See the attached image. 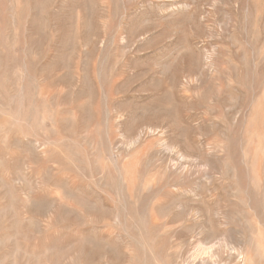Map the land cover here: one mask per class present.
Wrapping results in <instances>:
<instances>
[{
  "label": "rangeland",
  "instance_id": "obj_1",
  "mask_svg": "<svg viewBox=\"0 0 264 264\" xmlns=\"http://www.w3.org/2000/svg\"><path fill=\"white\" fill-rule=\"evenodd\" d=\"M240 252L264 264V0H0V264Z\"/></svg>",
  "mask_w": 264,
  "mask_h": 264
},
{
  "label": "bare ground",
  "instance_id": "obj_2",
  "mask_svg": "<svg viewBox=\"0 0 264 264\" xmlns=\"http://www.w3.org/2000/svg\"><path fill=\"white\" fill-rule=\"evenodd\" d=\"M149 131V130H148ZM152 134H153V132H152ZM136 139V138H135ZM138 139V138H137ZM20 144V143H19ZM32 145V144H31ZM33 146V145H32ZM30 148V147H29ZM244 155V154H243ZM246 158V157H245ZM260 187V186H259ZM263 187V186H262ZM263 190V189H262ZM26 192V191H25ZM39 204V203H38ZM84 208V207H83ZM256 208V207H255ZM86 210V209H85ZM66 211V210H65ZM46 212V211H45ZM261 215V214H260ZM256 217V216H255ZM116 221V220H115ZM117 221H118V219H117ZM140 238V237H139ZM118 239V238H117ZM3 240V239H2ZM8 240V239H7ZM102 241H103V239H101ZM105 240V239H104ZM141 240V239H140ZM129 241H132V240H129ZM137 242V241H136ZM143 244V243H142ZM16 247H14V249H15ZM240 249H241V247H240ZM7 253H8V251H7ZM14 253V252H13ZM24 253V252H23ZM211 255V254H210ZM239 256H242L241 258H244V260H243V263L242 264H245V262H246V260H245V254L243 253V252H240L239 253ZM7 257V256H6ZM12 257V256H11ZM9 259H10V257H9ZM201 259V258H200ZM209 259V258H208ZM211 259V258H210ZM5 261V260H4ZM200 261V260H199ZM212 262V261H211ZM197 263H198V261H197ZM199 264H209L207 261H204V260H201L200 262H199Z\"/></svg>",
  "mask_w": 264,
  "mask_h": 264
}]
</instances>
